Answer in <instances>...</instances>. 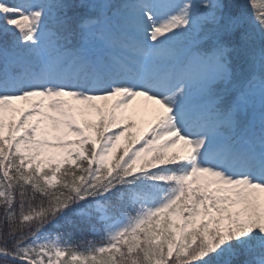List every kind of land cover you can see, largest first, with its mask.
Returning <instances> with one entry per match:
<instances>
[{"label": "snow or ice", "instance_id": "1", "mask_svg": "<svg viewBox=\"0 0 264 264\" xmlns=\"http://www.w3.org/2000/svg\"><path fill=\"white\" fill-rule=\"evenodd\" d=\"M0 264H264V0H0Z\"/></svg>", "mask_w": 264, "mask_h": 264}]
</instances>
